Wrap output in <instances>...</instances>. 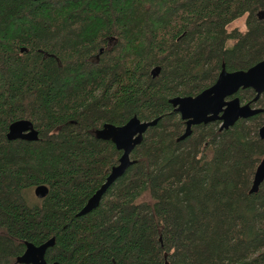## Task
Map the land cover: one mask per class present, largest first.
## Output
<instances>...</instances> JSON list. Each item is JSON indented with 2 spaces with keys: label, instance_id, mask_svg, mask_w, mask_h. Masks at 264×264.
<instances>
[{
  "label": "trees",
  "instance_id": "1",
  "mask_svg": "<svg viewBox=\"0 0 264 264\" xmlns=\"http://www.w3.org/2000/svg\"><path fill=\"white\" fill-rule=\"evenodd\" d=\"M263 60L264 0H0V264L52 238L48 263L264 264V113L179 140L170 103ZM134 117L158 122L80 216L122 156L97 132ZM20 120L38 141L7 139Z\"/></svg>",
  "mask_w": 264,
  "mask_h": 264
},
{
  "label": "water",
  "instance_id": "2",
  "mask_svg": "<svg viewBox=\"0 0 264 264\" xmlns=\"http://www.w3.org/2000/svg\"><path fill=\"white\" fill-rule=\"evenodd\" d=\"M41 1V0H30ZM244 89H252L256 94L254 101H257L264 93V60L258 62L246 71L227 72L222 69L215 83L203 90L196 97H176L170 100L175 112L181 115L186 122V131L179 140H184L192 133V127L209 124L216 121L221 122V130L234 126L238 121L249 119L258 114L264 113L262 108H253L251 103L242 104L235 95ZM233 99H230L232 98ZM235 97V98H234ZM158 119L151 122H142L137 117L132 118L124 126L106 124L97 132L100 140L111 141L122 152L119 164L114 167L107 178L106 183L88 201L87 205L79 213L86 215L95 210L107 189L134 164L131 154L139 145L146 131L157 124ZM259 135L264 139V126L260 129ZM9 141L23 140L35 142L39 140V132L32 122L28 120L17 121L9 127L7 134ZM264 182V158L258 166L251 192L257 193ZM37 197L43 198L47 195L46 187H39L35 191ZM55 244V238L45 244L35 246L28 243L24 254L17 259L19 264H59L48 263L46 253Z\"/></svg>",
  "mask_w": 264,
  "mask_h": 264
},
{
  "label": "rangeland",
  "instance_id": "3",
  "mask_svg": "<svg viewBox=\"0 0 264 264\" xmlns=\"http://www.w3.org/2000/svg\"><path fill=\"white\" fill-rule=\"evenodd\" d=\"M233 30L239 31V32H244L245 31V16H242L239 19H236L233 21L231 24L227 26V31L231 32ZM32 197H36L34 194V191L31 193ZM149 197L145 195L142 200H147Z\"/></svg>",
  "mask_w": 264,
  "mask_h": 264
},
{
  "label": "flooded vegetation",
  "instance_id": "4",
  "mask_svg": "<svg viewBox=\"0 0 264 264\" xmlns=\"http://www.w3.org/2000/svg\"><path fill=\"white\" fill-rule=\"evenodd\" d=\"M251 90H252V89H251ZM263 94H264V93H263ZM263 94H261V95H263ZM235 97H236V96H235ZM235 97H234V98H235ZM261 97H262V96H261ZM261 97H260V98H261ZM260 98H259V99H260ZM230 99H233V97L230 98ZM259 99H258V100H259ZM239 100H240V99H239ZM258 100H257V101H258ZM257 101H253V102H257ZM253 102H249V103H251V106H252L253 108H257V107H254V106H253ZM247 104H248V103H247ZM243 105H244V104H243ZM262 109H264V108H262ZM261 114H263V113H261ZM258 115H259V114H258ZM259 131H260V130H259Z\"/></svg>",
  "mask_w": 264,
  "mask_h": 264
}]
</instances>
